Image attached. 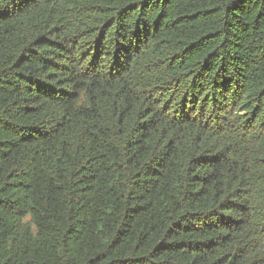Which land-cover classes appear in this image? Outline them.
<instances>
[{
  "label": "trees",
  "instance_id": "1",
  "mask_svg": "<svg viewBox=\"0 0 264 264\" xmlns=\"http://www.w3.org/2000/svg\"><path fill=\"white\" fill-rule=\"evenodd\" d=\"M0 264H264V0H0Z\"/></svg>",
  "mask_w": 264,
  "mask_h": 264
}]
</instances>
